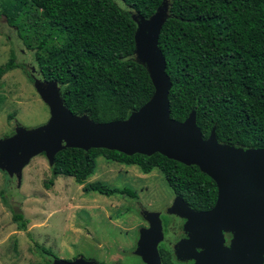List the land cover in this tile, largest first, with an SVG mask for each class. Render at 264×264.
<instances>
[{
    "label": "trees",
    "instance_id": "trees-1",
    "mask_svg": "<svg viewBox=\"0 0 264 264\" xmlns=\"http://www.w3.org/2000/svg\"><path fill=\"white\" fill-rule=\"evenodd\" d=\"M118 1L123 6L115 0H0V18L27 47L22 18L27 29L33 27L41 35L33 61L43 80L56 82L72 114L85 113L96 122L126 118L153 92L144 66L134 60L131 16H149L161 0ZM157 46L171 83V119L180 122L193 110L203 138L213 130L221 143L264 147V0H168ZM16 67L10 55L0 65V75ZM99 156L135 165L142 173L157 169L193 210L214 204L216 187L207 175L157 152L126 155L105 148L65 147L55 153L51 175L71 176L83 192L135 198L128 187L85 182ZM12 220L18 229L25 228L20 212H13ZM158 249L161 264H181L162 246Z\"/></svg>",
    "mask_w": 264,
    "mask_h": 264
},
{
    "label": "water",
    "instance_id": "water-1",
    "mask_svg": "<svg viewBox=\"0 0 264 264\" xmlns=\"http://www.w3.org/2000/svg\"><path fill=\"white\" fill-rule=\"evenodd\" d=\"M168 16L161 0L147 17L132 15L135 24L133 55L144 66L153 86L149 99L120 120L96 122L85 113L72 114L63 104L56 82L34 81L40 99L48 107L42 126L25 129L18 125L11 135L0 138V169L21 179L31 157L43 154L48 165L65 147L105 148L126 155L157 152L184 165H195L215 184L214 204L207 210L191 209L176 196L167 213L185 218L187 237L173 247L178 260L192 264H262L264 254V147H241L217 141L213 130L201 136L191 110L182 121L169 117L170 80L157 36ZM147 227L138 231L133 251L143 264H160L157 244L162 239L157 212H143ZM223 231L231 232L224 246ZM198 248V250H197ZM52 264H94L81 257L52 258Z\"/></svg>",
    "mask_w": 264,
    "mask_h": 264
},
{
    "label": "rangeland",
    "instance_id": "rangeland-1",
    "mask_svg": "<svg viewBox=\"0 0 264 264\" xmlns=\"http://www.w3.org/2000/svg\"><path fill=\"white\" fill-rule=\"evenodd\" d=\"M23 19L19 23L30 47L0 18V65L10 55L17 63L16 68L0 75V138L11 135L17 125L25 129L42 126L49 117L48 107L34 87L35 80L44 81L33 61L41 35L34 33L33 27L27 29ZM49 167L43 154L31 157L22 168L18 185L14 176L0 169V264H52V257L42 249L67 260L81 257L94 264H143L133 251L139 229L147 227L144 211L157 212L159 219L165 215L161 242L178 260L173 247L187 237L185 218L167 213L172 191L157 169L142 173L135 165L101 156L95 159V169L85 182L131 188L136 194L132 198L83 192L71 176H52ZM13 212L22 214L24 229L17 228ZM231 236L223 231L224 246L229 245Z\"/></svg>",
    "mask_w": 264,
    "mask_h": 264
},
{
    "label": "flooded vegetation",
    "instance_id": "flooded-vegetation-1",
    "mask_svg": "<svg viewBox=\"0 0 264 264\" xmlns=\"http://www.w3.org/2000/svg\"><path fill=\"white\" fill-rule=\"evenodd\" d=\"M44 81H46V80H44ZM14 178V177H13ZM16 184V183H15ZM177 195H175L173 192H172V194H171V199L173 198H175ZM172 199V200H173ZM161 215V214H160ZM165 217V215H162V216H160V219H161V223L163 224V228H164V225L166 224V218H164ZM182 219V218H181ZM182 222H183V219H182ZM182 233H183V235L181 236V237H184L186 234L182 231ZM162 241V240H161ZM159 242L158 244H157V252H159V249H158V247L159 246H162V248L164 249V251H166L167 252V254L169 255V258L173 261V262H180L181 264H192V262L193 261H187V260H175V258H174V256H173V253L166 247V246H164L163 245V243L162 242ZM197 250H198V248H197ZM160 259V258H159ZM160 264H161V262H160Z\"/></svg>",
    "mask_w": 264,
    "mask_h": 264
}]
</instances>
